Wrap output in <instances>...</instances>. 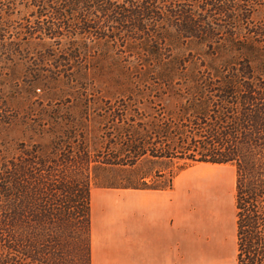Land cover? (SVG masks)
Masks as SVG:
<instances>
[{
    "label": "rangeland",
    "instance_id": "rangeland-1",
    "mask_svg": "<svg viewBox=\"0 0 264 264\" xmlns=\"http://www.w3.org/2000/svg\"><path fill=\"white\" fill-rule=\"evenodd\" d=\"M263 124L264 0H0V167L21 180L0 207L31 235L44 196L71 235L63 264H86L73 180L91 187V251L102 206L133 191L116 185L146 180L185 199L187 220L217 230L218 264H236L237 161L194 158L247 161ZM139 141L164 155L136 158Z\"/></svg>",
    "mask_w": 264,
    "mask_h": 264
},
{
    "label": "trees",
    "instance_id": "trees-1",
    "mask_svg": "<svg viewBox=\"0 0 264 264\" xmlns=\"http://www.w3.org/2000/svg\"><path fill=\"white\" fill-rule=\"evenodd\" d=\"M230 85L227 93L233 88ZM249 89H252L249 86ZM249 94H254L249 91ZM253 99V96H250ZM206 116L202 119L205 121ZM264 127V124L262 125ZM169 129L159 126L155 131L159 135L169 136ZM264 139V135L261 136ZM151 147V148H150ZM133 151L136 158L151 152L154 156H163L162 148L155 142L146 145L139 141L133 143ZM199 158L194 161H205L212 163H227L236 160L238 181H237V235L238 255L236 264H264V144L259 143L251 150V158L247 161L224 156L218 157L215 154L200 152ZM18 180L14 186H8L6 177L0 167V190H10L13 196H20V184ZM68 182V181H67ZM61 185L64 181L60 182ZM116 187H132L141 189H163L167 186H156L149 184L146 180L142 183L117 184ZM71 198L75 206V214L83 219L87 240L84 243L83 260L86 264H92L91 251V217H90V192L89 184H82L79 180L71 181ZM1 192V191H0ZM0 196H2L0 194ZM2 201L0 200V205ZM37 203L41 209L38 211V224L31 235L20 232L17 220L25 217V214L15 210V215L10 210L0 212L12 221V224L0 222V264H63L58 257V251L67 246V240L71 235L60 233V225L55 228L50 226V221L55 219L58 212L45 207L47 202L39 196ZM45 205V206H44ZM48 208V209H47ZM74 208V209H75ZM1 220V218H0ZM81 251V248H80ZM27 258V261L25 259ZM52 260L54 262L52 263Z\"/></svg>",
    "mask_w": 264,
    "mask_h": 264
},
{
    "label": "crops",
    "instance_id": "crops-1",
    "mask_svg": "<svg viewBox=\"0 0 264 264\" xmlns=\"http://www.w3.org/2000/svg\"><path fill=\"white\" fill-rule=\"evenodd\" d=\"M113 196L93 223L92 264H218L224 256L217 230L187 220L175 190L133 188Z\"/></svg>",
    "mask_w": 264,
    "mask_h": 264
}]
</instances>
